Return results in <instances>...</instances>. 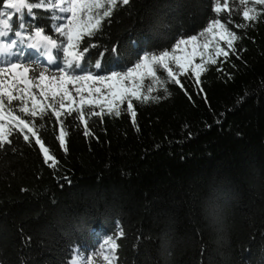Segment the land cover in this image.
I'll return each instance as SVG.
<instances>
[{"label": "trees", "instance_id": "obj_1", "mask_svg": "<svg viewBox=\"0 0 264 264\" xmlns=\"http://www.w3.org/2000/svg\"><path fill=\"white\" fill-rule=\"evenodd\" d=\"M214 3L133 0L131 14L117 9L106 18L90 53L103 64L113 43L151 51L131 43L138 14L174 6L175 17H166L173 30L192 34L206 16H215ZM226 16L219 18L225 22ZM232 30L241 36L235 42L243 49L240 58L230 54L223 71L209 65L201 74L202 91L181 75L184 88L169 82L163 99L134 103L135 126L122 105L119 117H89L85 136L73 114L65 119V152L55 118H37L38 135L58 161L54 168L44 163L34 138L29 143L14 133L13 143L0 149V264H67L70 244L83 249L86 261L109 236L119 245L115 264H244L260 257L264 17ZM158 74L166 78L162 70ZM213 189L224 197V207L220 225L209 228L201 205ZM117 222L122 237L113 235Z\"/></svg>", "mask_w": 264, "mask_h": 264}, {"label": "snow or ice", "instance_id": "obj_2", "mask_svg": "<svg viewBox=\"0 0 264 264\" xmlns=\"http://www.w3.org/2000/svg\"><path fill=\"white\" fill-rule=\"evenodd\" d=\"M155 7V11L138 14L137 36L131 41L152 50L141 54L138 46L113 43L105 48L109 55L102 64L95 59L96 53H90L97 47L92 38L115 10L131 14L133 0H0V149L13 143L14 133L25 142L34 138L44 163L51 162L54 168L58 161L38 135L37 118H55L60 126L56 139L65 152V119L73 114L84 126L85 136L90 135L89 117H119L122 105L135 126L134 103L163 99L169 82L184 88L181 75L202 91L201 74L209 65L219 64L217 71H223L230 54L240 58L243 49L238 50L235 42L241 36L232 26L247 28L264 17V0H215L210 8L215 16H206L205 24L189 34L183 28L173 30L166 19L175 17L176 7ZM221 13H227L225 22L219 18ZM234 14L242 20L234 21ZM161 70L166 78L158 74ZM161 89L163 95H153ZM223 207L224 197L210 190L201 205L206 227L220 225ZM113 235L124 236L119 222ZM118 247L116 239L109 236L98 250L91 249L85 261L83 249L70 244L67 264H97V257L103 264H115ZM22 264H27L26 260ZM244 264H264V249L258 259Z\"/></svg>", "mask_w": 264, "mask_h": 264}, {"label": "rangeland", "instance_id": "obj_3", "mask_svg": "<svg viewBox=\"0 0 264 264\" xmlns=\"http://www.w3.org/2000/svg\"><path fill=\"white\" fill-rule=\"evenodd\" d=\"M197 62H198V60H197Z\"/></svg>", "mask_w": 264, "mask_h": 264}]
</instances>
